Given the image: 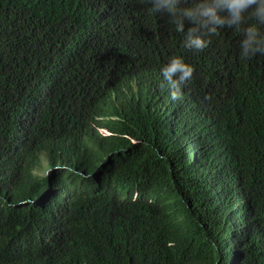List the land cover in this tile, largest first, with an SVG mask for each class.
<instances>
[{
  "label": "trees",
  "instance_id": "obj_1",
  "mask_svg": "<svg viewBox=\"0 0 264 264\" xmlns=\"http://www.w3.org/2000/svg\"><path fill=\"white\" fill-rule=\"evenodd\" d=\"M206 39L147 0H0V264H264V55Z\"/></svg>",
  "mask_w": 264,
  "mask_h": 264
},
{
  "label": "clouds",
  "instance_id": "obj_2",
  "mask_svg": "<svg viewBox=\"0 0 264 264\" xmlns=\"http://www.w3.org/2000/svg\"><path fill=\"white\" fill-rule=\"evenodd\" d=\"M147 2L151 5L153 13H165L172 18L176 31L184 34L186 49L202 52L211 44V40L206 37L215 35L220 29L230 28L243 33L240 42L242 57L251 59L264 55V31L261 30L264 29V0H193L190 6H182L187 5L188 0ZM250 20L254 23L249 24ZM194 72L195 68L182 57L173 56L161 69L164 80L161 87L169 89L172 100H180L183 96L182 89L192 81ZM205 99L210 100L211 97L205 96ZM112 118L111 115L103 117L105 120ZM96 132L100 135L110 134L104 127H97ZM46 156L48 159L47 154ZM60 169L61 166L57 165V170ZM67 171L71 172L72 169L68 168ZM149 197V192L138 190L131 195L132 200H145Z\"/></svg>",
  "mask_w": 264,
  "mask_h": 264
},
{
  "label": "rangeland",
  "instance_id": "obj_3",
  "mask_svg": "<svg viewBox=\"0 0 264 264\" xmlns=\"http://www.w3.org/2000/svg\"><path fill=\"white\" fill-rule=\"evenodd\" d=\"M130 84L132 86V91L136 94L137 93L136 83L134 81H131ZM107 118H109V116ZM40 162L42 165L37 166L34 170V173L41 174L45 170V168L47 167V156L45 153L40 154Z\"/></svg>",
  "mask_w": 264,
  "mask_h": 264
}]
</instances>
